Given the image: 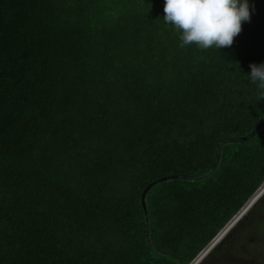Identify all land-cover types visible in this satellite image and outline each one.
I'll return each instance as SVG.
<instances>
[{
	"label": "trees",
	"instance_id": "1",
	"mask_svg": "<svg viewBox=\"0 0 264 264\" xmlns=\"http://www.w3.org/2000/svg\"><path fill=\"white\" fill-rule=\"evenodd\" d=\"M250 3L231 47L202 50L164 0H0V264L192 260L264 180ZM174 173L208 175L142 202ZM252 213L250 234L264 194Z\"/></svg>",
	"mask_w": 264,
	"mask_h": 264
},
{
	"label": "clouds",
	"instance_id": "2",
	"mask_svg": "<svg viewBox=\"0 0 264 264\" xmlns=\"http://www.w3.org/2000/svg\"><path fill=\"white\" fill-rule=\"evenodd\" d=\"M163 11L164 22L180 32V47L219 50L233 45L255 7L250 0H164ZM249 67L246 75L264 98V62Z\"/></svg>",
	"mask_w": 264,
	"mask_h": 264
},
{
	"label": "rangeland",
	"instance_id": "3",
	"mask_svg": "<svg viewBox=\"0 0 264 264\" xmlns=\"http://www.w3.org/2000/svg\"><path fill=\"white\" fill-rule=\"evenodd\" d=\"M253 215L256 213L251 214L250 210L247 216L224 233L199 264H242V258L247 264H264V216L259 215L262 222L258 232L250 234ZM241 237L248 241H242Z\"/></svg>",
	"mask_w": 264,
	"mask_h": 264
},
{
	"label": "water",
	"instance_id": "4",
	"mask_svg": "<svg viewBox=\"0 0 264 264\" xmlns=\"http://www.w3.org/2000/svg\"><path fill=\"white\" fill-rule=\"evenodd\" d=\"M219 145H216V159L217 160V155L219 153V149H220V146L222 144V141H219L218 143ZM215 164H216V161H214L212 163V166L210 168V170L214 169L215 167ZM208 175V173H206L205 175H199V174H182V173H174V174H170V175H167V176H163L159 179H156V180H153L152 182H150L149 184H147L142 193H141V197H142V202L144 201V196H145V193L146 191L149 189V187L152 185V184H155L156 182L158 181H162V180H165V179H169V178H185V179H194V178H201V176H206ZM264 180L260 183V185L257 187V189L251 194V196L248 197V199L243 203V205L232 215V217L218 230V232L224 228L233 218L237 217V222L242 218V217H245L249 214L251 208L255 205V203L257 202V200L264 194ZM260 190L258 193L257 191ZM257 193V194H256ZM256 194L255 198H253V196ZM252 198V200H251ZM250 204L245 207V205L249 202ZM245 209V212L241 215V216H238V213L241 211V210H244ZM236 222V223H237ZM231 229V228H230ZM218 232L214 235V237L218 234ZM213 237V238H214ZM212 238V239H213ZM212 239L192 258V260L187 263V264H199L201 262V260L206 256H203L202 258H200L199 260L195 261L196 257L199 255L200 252H202L207 246L208 244L212 241ZM195 261V262H194Z\"/></svg>",
	"mask_w": 264,
	"mask_h": 264
},
{
	"label": "bare ground",
	"instance_id": "5",
	"mask_svg": "<svg viewBox=\"0 0 264 264\" xmlns=\"http://www.w3.org/2000/svg\"><path fill=\"white\" fill-rule=\"evenodd\" d=\"M262 186H264V185H262ZM259 191L260 190H258L257 193ZM256 194L253 196V198H255ZM251 200H252V198H251ZM251 200L245 205V207H247L250 204ZM244 212H245V209L241 210L238 213V216H241ZM236 222H237V217L233 218L224 228H222L218 232V234L212 239V241L208 244V246L202 252L199 253V255L196 257L195 261H197L200 258H202L203 256L207 255L208 252L221 240L222 235L224 233L226 234L229 231V229L232 228L236 224Z\"/></svg>",
	"mask_w": 264,
	"mask_h": 264
},
{
	"label": "flooded vegetation",
	"instance_id": "6",
	"mask_svg": "<svg viewBox=\"0 0 264 264\" xmlns=\"http://www.w3.org/2000/svg\"><path fill=\"white\" fill-rule=\"evenodd\" d=\"M242 241H248V239L245 238V239H242ZM241 260H242L243 262L241 261L240 263H242V264H247V263H246L247 261H244L245 259L242 258Z\"/></svg>",
	"mask_w": 264,
	"mask_h": 264
}]
</instances>
